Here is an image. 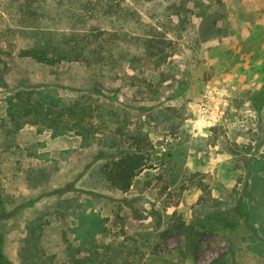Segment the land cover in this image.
Here are the masks:
<instances>
[{
  "label": "rangeland",
  "instance_id": "1",
  "mask_svg": "<svg viewBox=\"0 0 264 264\" xmlns=\"http://www.w3.org/2000/svg\"><path fill=\"white\" fill-rule=\"evenodd\" d=\"M88 1L0 0L5 264H96L110 241L139 264H264V0H125L141 10L139 22L94 18ZM157 2L180 6L185 28L165 33L173 41L163 51L129 37L114 71L21 53L74 28L149 33ZM44 84L67 100L96 84L94 134L16 128L11 99ZM127 130L152 145L123 191L103 166L112 139L127 147ZM92 211L107 227L95 240L77 230Z\"/></svg>",
  "mask_w": 264,
  "mask_h": 264
},
{
  "label": "trees",
  "instance_id": "2",
  "mask_svg": "<svg viewBox=\"0 0 264 264\" xmlns=\"http://www.w3.org/2000/svg\"><path fill=\"white\" fill-rule=\"evenodd\" d=\"M124 1L89 0L88 2L92 6L88 12L90 10L91 13L93 12L94 18L100 20L114 19L129 22L131 21L130 18H134L133 22L142 21L141 10L139 9V11L134 6L125 3L123 5ZM173 6V9L170 6L166 9L163 2H157L150 7V10L147 11L148 14H152L150 15L152 18L149 33L143 32L138 35L136 32H132L129 35L125 33L126 30L124 29L98 25L93 28H74L64 41L56 43L52 42V39H46V42H38L34 46L23 49L21 53L23 56L47 66H55L62 62L83 64L88 67L112 65L114 68L112 71H114L121 59L120 52H127L123 44L129 37L131 40H137L136 43L144 41L146 50L161 49L163 51L168 42L173 41L167 38L165 33L185 28L186 19L180 6ZM166 11L168 12L166 13ZM86 14L83 11L81 17L87 19ZM164 17L165 20H163ZM133 56L137 55L133 54ZM57 91L53 84H44L43 86H32L28 91L18 92L11 99L8 108V112L16 122V128L30 124L38 126L40 132L50 129L54 136L73 131L74 134L88 139L95 132V123L91 122V118H96L93 106L96 104L94 94L99 93L97 85L95 84L87 92L79 93L74 99L69 100L58 94ZM262 93L259 92L257 95L260 96ZM260 100L262 102L263 98ZM99 107L103 109L104 106L101 104ZM128 130L127 138L130 142L127 147L122 148L123 145L120 142L112 139L109 146L115 147L116 152L104 153L108 161L104 164L103 170L113 185L123 191L129 190L135 177L147 167L150 157L146 152L152 145V141L146 135L142 136V133L137 135L133 133V130L132 132ZM86 215L91 221L89 224L83 225L82 228L78 227V234L82 238L89 236L95 240L96 235L105 232L107 229L104 224L105 219L93 211ZM120 243L123 244V242ZM120 243L112 241L104 243L102 245L104 251H95L96 264H139V261L132 260L131 256L124 255L120 251L119 247L122 246ZM0 264H5L2 253H0ZM142 264L149 263L142 262Z\"/></svg>",
  "mask_w": 264,
  "mask_h": 264
},
{
  "label": "crops",
  "instance_id": "3",
  "mask_svg": "<svg viewBox=\"0 0 264 264\" xmlns=\"http://www.w3.org/2000/svg\"><path fill=\"white\" fill-rule=\"evenodd\" d=\"M4 254V253H3Z\"/></svg>",
  "mask_w": 264,
  "mask_h": 264
}]
</instances>
